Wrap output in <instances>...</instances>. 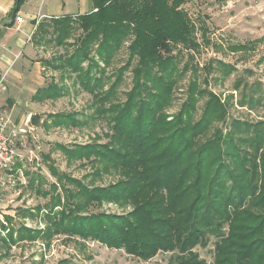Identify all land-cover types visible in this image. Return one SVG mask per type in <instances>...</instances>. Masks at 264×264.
Returning a JSON list of instances; mask_svg holds the SVG:
<instances>
[{"label": "rangeland", "instance_id": "rangeland-1", "mask_svg": "<svg viewBox=\"0 0 264 264\" xmlns=\"http://www.w3.org/2000/svg\"><path fill=\"white\" fill-rule=\"evenodd\" d=\"M87 2L91 4V0ZM179 8L189 18L198 47L182 50L177 67L168 71L171 75L167 80L174 82L173 93L162 113L172 121L183 108L191 87L196 85L197 90L203 89V94L196 95L192 123L202 118L207 104L215 97L220 109L211 115L195 148L222 134L221 148L230 153L238 151L242 138L264 126V0H183ZM77 17L72 15L73 19ZM81 34L83 31L75 22L61 44L56 42L53 26L38 24L35 31L37 47L32 60L42 67L41 89L45 91L43 97L32 96L40 102L30 108L32 113L24 112L26 118L20 126L24 129L19 135L22 157L13 167L9 188L0 203V264H178L182 260L173 259L180 253L178 250H159L143 257L129 252L125 246L111 247L93 237L83 238L56 229L54 217L65 208L64 203L82 200V195L68 198L70 192L79 195L82 189L79 183L92 189L106 187L123 177L122 168L113 169L108 164L111 160L105 158L107 149L103 146H116L121 151L132 148L122 147L123 140H113L117 134L111 120L130 100V93L138 84H144L141 91L145 84L155 85L146 76L150 61L139 53L133 54L130 46L135 36L129 33L107 65L97 53L102 37L94 41L90 56L98 67L93 72L100 76V70L104 69L105 78L94 93L86 90L77 73L64 62L80 44ZM175 44L183 46L180 42ZM177 52L178 49L173 51ZM91 63L85 60L81 67L87 69ZM124 66L127 68L118 76ZM55 87L60 91L58 96L50 95ZM72 118L76 124L71 123ZM84 146L92 147L83 149ZM72 151L77 154L69 156ZM263 153L264 143L258 151L260 155ZM256 161V171L248 169L245 177H241L244 184H249L253 176L261 182L264 157H257ZM251 162L246 167L252 168ZM234 167L238 168L235 164ZM263 194L261 190L256 196ZM56 202L61 206L53 207ZM74 206L68 203L67 209ZM133 207L104 202L80 213L125 214ZM250 208L264 212V208ZM225 229L228 230L226 226ZM214 240L211 237L207 245L191 248L205 264L215 261ZM222 253L218 258L225 256Z\"/></svg>", "mask_w": 264, "mask_h": 264}, {"label": "trees", "instance_id": "trees-1", "mask_svg": "<svg viewBox=\"0 0 264 264\" xmlns=\"http://www.w3.org/2000/svg\"><path fill=\"white\" fill-rule=\"evenodd\" d=\"M24 2L15 0L8 15L16 19ZM182 2L91 0L92 10L78 14L76 19L64 15L39 23V27L53 26L58 44L69 35L73 22L82 29L83 35L78 38L80 44L64 62L77 73L78 81L86 90L94 93L105 78L104 69L100 70V76L97 71L93 72L98 67L90 56L94 41L102 37L97 53L107 65L129 33L135 36L130 46L133 54L139 53L149 59L146 76L156 85L145 84L141 91L144 84H138L130 93V100L111 120L117 134L113 140H123L122 147L127 145L132 150L121 151L116 146L105 145V158L111 160L108 164L113 169L122 168L127 176L122 173V178L106 187L91 189L79 183L82 188L79 195L70 192L68 198L82 195V200L69 201L75 204L69 210L68 203H64L65 208L57 212L54 224L58 226L57 231L93 237L111 247L125 246L129 252L143 257H150L159 250H178L180 253L173 258L182 260L178 264H205L191 248L207 245L214 237L216 257L213 264H263L264 212H254L250 207L264 208V194L256 196L261 190L264 193V175L260 183L253 176L249 184H244L241 177H245L248 169L255 172L256 158L264 157V153L258 154L264 143V126L254 130L252 124L254 132L241 139L238 151L230 153L221 148L222 134L195 148L211 115L220 109L215 97L210 105L207 104L202 118L192 123L196 95L203 94V89L197 90L196 85L191 87L183 108L172 121L162 113L173 93L174 82L167 80L171 75L168 71L177 67L182 50L198 47L192 37L189 18L179 8ZM178 42L183 46H177ZM176 49L177 54L173 53ZM85 60L92 61L87 69L81 67ZM126 68L119 70L118 76ZM44 91L38 89L34 97H43ZM59 94L55 87L50 95ZM71 123L77 122L72 118ZM68 154L75 156L77 152ZM249 160L252 168L246 167ZM230 180L232 185L228 184ZM104 202L134 207L125 214L80 213ZM56 204L61 206L56 202L53 207ZM221 253L225 256L218 258Z\"/></svg>", "mask_w": 264, "mask_h": 264}, {"label": "crops", "instance_id": "crops-1", "mask_svg": "<svg viewBox=\"0 0 264 264\" xmlns=\"http://www.w3.org/2000/svg\"><path fill=\"white\" fill-rule=\"evenodd\" d=\"M14 2L0 0V80L3 84L0 113L11 120L14 116L12 123L20 127L26 118L24 112L32 113L30 108L40 102L32 98L43 83L42 67L32 60L36 54L34 36L38 24L51 17L91 11L92 3L89 5L87 0H25L17 13L23 21L18 22L8 15Z\"/></svg>", "mask_w": 264, "mask_h": 264}, {"label": "built area", "instance_id": "built-area-1", "mask_svg": "<svg viewBox=\"0 0 264 264\" xmlns=\"http://www.w3.org/2000/svg\"><path fill=\"white\" fill-rule=\"evenodd\" d=\"M16 19L18 22L23 21L21 15ZM1 87H3L2 80H0V89ZM23 130L22 127H16L10 117L0 113V203L4 201V192L9 188L13 167L22 157L19 135Z\"/></svg>", "mask_w": 264, "mask_h": 264}]
</instances>
